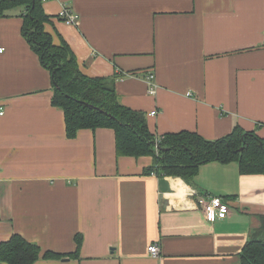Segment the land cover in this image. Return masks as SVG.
Here are the masks:
<instances>
[{
    "label": "crops",
    "instance_id": "1",
    "mask_svg": "<svg viewBox=\"0 0 264 264\" xmlns=\"http://www.w3.org/2000/svg\"><path fill=\"white\" fill-rule=\"evenodd\" d=\"M63 8L75 24L59 19ZM42 9L53 43L61 37L86 76L116 77L121 104L145 114L154 139L216 140L235 127L264 139V0H47ZM22 14L0 18V243L16 233L64 255L34 264H239L249 239L264 238V174L211 162L188 185L144 174L151 157H118L111 129L68 139ZM198 195L221 197L225 218L207 221Z\"/></svg>",
    "mask_w": 264,
    "mask_h": 264
},
{
    "label": "trees",
    "instance_id": "2",
    "mask_svg": "<svg viewBox=\"0 0 264 264\" xmlns=\"http://www.w3.org/2000/svg\"><path fill=\"white\" fill-rule=\"evenodd\" d=\"M15 8L23 9L22 36L50 73L51 105L62 110L68 139L81 130L111 129L118 157H151L152 164L144 174L179 177L188 185H193L199 167L211 162H235L242 174H264V139L239 127L216 140L187 131L166 134L155 151L145 114L121 104L114 86L116 77L86 76L68 44L61 37L58 44L53 43L52 35L45 31L49 18L41 0H0V18ZM261 221L264 229V218ZM75 243L76 252L68 256L78 254L80 236L75 237ZM63 256L42 254L37 245L16 233L0 243V264H34L40 257ZM239 264H264V238L256 234L249 239L239 254Z\"/></svg>",
    "mask_w": 264,
    "mask_h": 264
},
{
    "label": "built area",
    "instance_id": "3",
    "mask_svg": "<svg viewBox=\"0 0 264 264\" xmlns=\"http://www.w3.org/2000/svg\"><path fill=\"white\" fill-rule=\"evenodd\" d=\"M47 0H41L42 3H45ZM60 20H63L68 23H76L77 17L72 15L68 8H63L59 15ZM3 49H0V53ZM145 80L148 84V94L154 95L157 90V85L154 82V75L148 73L145 77ZM3 113L0 112V115ZM157 111L151 112L150 116H155ZM162 137H156L154 139V148L157 150L158 145L161 142ZM197 205L201 212L203 213L205 219L209 222H214L219 219L225 218L229 210L227 203L223 201L221 197L211 196V195H198L197 196ZM148 253L152 256H156L159 253V246L157 244H152L148 247Z\"/></svg>",
    "mask_w": 264,
    "mask_h": 264
}]
</instances>
